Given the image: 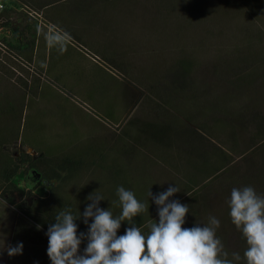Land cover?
Segmentation results:
<instances>
[{
  "label": "rangeland",
  "instance_id": "obj_1",
  "mask_svg": "<svg viewBox=\"0 0 264 264\" xmlns=\"http://www.w3.org/2000/svg\"><path fill=\"white\" fill-rule=\"evenodd\" d=\"M1 2L4 6L8 5L7 0H0ZM216 4L212 7L208 6L206 9L207 13L203 18L206 21L202 23V20L197 19V21L185 23L186 26L178 24L174 18L163 19L161 15L159 17L160 10L150 3L107 7L98 12L94 18L96 24L90 28L86 26L88 24L74 26L75 30L88 28L85 34L86 38H84L85 43L82 46L86 53L101 54L121 67L116 68L115 74L125 83L114 82L108 97L112 98L114 106H116L115 104L121 105L118 107L120 112L125 111L129 101L130 107L133 105L127 114L130 122L125 125L124 132L130 133L138 139L137 141L135 138L134 140L129 139L128 156L132 154V151H134V155L130 156L128 169L124 168L125 165L120 159L119 162L115 161L117 165L106 166L103 162V164L98 163L103 166L91 168L92 170H86L85 166H80L79 174L71 184L70 192L58 193L57 195L60 197H56V200L57 198L71 199L81 211L82 216L87 205L91 203L86 198L94 192L104 198L98 205L101 209L108 208L114 215H119L121 208L116 194L118 186L132 185L135 180L134 184L142 186L140 190H143L152 176L156 184L148 183V187L150 189L157 187L160 190V192H156L157 194L164 192L162 189L167 186L182 184L184 179L174 177L177 175V171L172 170L162 160L160 149H165L163 146L166 141L169 142L170 139H173L175 132L183 130L186 127L185 123L190 129L196 127L195 125L200 124L201 121L224 141L220 144L210 138L211 140L205 143V151L209 155H214L212 152L217 150L225 151L230 156V164L224 171L230 168L236 169L237 183L240 184L241 175L249 171V175H253L254 172L257 173L260 168H263L264 149L261 147L264 142L255 139L250 141L255 130L254 124L250 121L241 131L242 126L239 127L238 123L235 124L237 138L234 146V141H230L228 131L220 125L221 119H223L221 112L216 113L218 110L212 109L209 102L217 99L222 109L232 94L237 95L232 85L238 84V81L235 80H239V77L236 79L237 77H233L232 73L235 72L238 75L241 71L242 74L247 69H250L249 73H251L252 67L254 68L256 65L254 77L241 83L247 84L244 88L246 87L245 90L248 94L245 93L244 97L251 98L249 117L257 115L262 118L261 121H264V19L258 21L252 14L250 16L243 15L240 10L233 11L230 8L218 7ZM17 16V14H13V24L18 25ZM247 19L250 21L252 19L253 25L250 23L246 26L245 23L249 21ZM51 29L53 30V28ZM46 30L50 29L46 27ZM1 36H10V29L0 26ZM248 44H251L249 51L244 49ZM244 55L252 57L254 60L251 62H254L250 63L248 68L240 65L239 68H245L246 71L243 69L236 72L233 66L237 64V61H242L241 58ZM183 57L188 59V63L179 66L180 59ZM246 61L250 62L248 59ZM186 66H188L187 69ZM16 69L19 73L24 74L20 68L16 67ZM10 72L7 67L1 69L0 72V98L2 100L0 106L3 108L0 112V147L5 146L6 149L9 147L7 150L5 149L8 154L18 158L25 150L21 143L26 142L28 128L39 117L31 115L30 103L27 105L24 91L13 89L10 79L8 80ZM241 74L239 75L242 76ZM14 75L16 74L14 73ZM51 75L52 84L46 85L42 93H39L38 106L58 107L55 114L45 118L50 121V126L62 124V137L33 138L30 139L32 144L49 148L52 151L73 147L75 149L72 151H76L78 154H81L82 151L86 153L91 145L96 147L102 145L105 141L86 139L83 138V135H88L87 131H91L94 124L93 118L110 121L106 120L94 108L93 100L82 98V92L75 89L81 86L80 80L76 76L66 74L62 79H58L54 74ZM12 79L15 80L14 76ZM150 85L154 86L153 90H149ZM193 90L198 91L199 94L196 95ZM57 93L61 94L59 99ZM224 96H226V100L223 99ZM159 97L167 101L169 106H163L164 102ZM228 103H225V107ZM159 104L162 105L159 106ZM77 105L86 110L90 116H80ZM235 109L236 112L239 111L238 102L235 103ZM176 111L188 118L198 112L206 114L199 117L195 114V118L191 121L181 122L176 117L177 115L175 116ZM125 120L123 121L125 122ZM121 125L118 128L111 125V130L115 133V130L121 129ZM169 128H172L173 131H168ZM160 141H162L161 144ZM135 142L139 145L138 150L134 147ZM76 144L78 147H74ZM212 155L210 156L213 157ZM125 159L124 162H127V155ZM223 172H219L207 182L202 183L197 190V192H201L200 194H204L200 201L205 203V212L202 213L200 225L204 226L210 216L220 221L216 235L221 239L225 251L231 258L233 252L240 254V231L225 218L227 201L230 198L227 192L239 184L231 185V188H226L227 190L221 189V186L215 183ZM38 177L32 173V169H29L23 171L18 182L26 190L32 189L35 192L34 186ZM254 177L251 182H258L259 179L256 180ZM262 188L257 187L259 193L257 191L256 193L264 196V188ZM180 196L179 192L175 193L169 198V202L180 198ZM191 196L192 194H188L184 200ZM139 197L143 203L149 205L147 213L153 212V219L158 220L157 208L153 211L150 204L147 203L149 199L145 198L149 197L148 192L141 191ZM15 199L19 201L16 194ZM184 200H181V203ZM91 222L89 219L88 223ZM128 227L127 222H121L117 235L119 236L120 232H125ZM0 236L4 238L5 245L23 244L22 251L26 252L25 255L19 254V257H23L26 264H30L27 262L32 259L31 255H35L38 248L43 252L42 258L47 257L46 232L40 228L38 230L33 222L1 197ZM0 247H2V243H0ZM78 254L82 255L83 252L78 251ZM14 259V256H8L6 251H0V264H16L18 261ZM47 263L51 264V261Z\"/></svg>",
  "mask_w": 264,
  "mask_h": 264
},
{
  "label": "trees",
  "instance_id": "obj_2",
  "mask_svg": "<svg viewBox=\"0 0 264 264\" xmlns=\"http://www.w3.org/2000/svg\"><path fill=\"white\" fill-rule=\"evenodd\" d=\"M8 5L4 6L2 3V8L0 9V26L10 29V36H1L0 41L7 47L6 50H3L8 54L15 53H23L24 51L31 52L34 50L37 38H38V30L41 24H45L51 26L55 30L60 31V33L66 35L67 37L73 38L75 42L83 41L82 39L86 37V31L88 28L95 23V16L98 14L101 9H105L107 7H115V6H132L143 3H150L154 7H158L159 17L167 19L174 18L178 24L186 26L185 23H190L193 21H197L199 19L204 20V16L206 15V9L208 6L212 7L216 4L218 7H226L230 8L233 11H242L243 15L250 16L252 14L256 20L264 19V0H7ZM21 10H18V9ZM26 10V12H25ZM228 10V9H227ZM23 11V12H22ZM27 12H31L28 14ZM13 14H17V20L19 24H13ZM253 18V17H252ZM184 19V20H183ZM254 19V18H253ZM245 23L246 26L252 24V19H247ZM182 22V23H181ZM184 23V24H183ZM86 25L88 28L75 30L74 26L76 25ZM261 32V31H260ZM251 44H248V48H250ZM2 50H0V53ZM251 54V53H250ZM242 61H237V64L233 66V69L237 72L240 70L246 71V67H249L251 60H254L252 57L248 55H244ZM248 59L250 62L246 61ZM238 60V59H237ZM187 58L180 59L179 66L184 65L187 62ZM261 64V63H260ZM187 65V64H186ZM240 65H243L245 68H239ZM188 66L185 68L187 69ZM254 69H256V65L250 72V69H247L246 72H239L237 75L235 72L232 73L233 77H237L235 80L238 81V84L232 87L234 88V92L237 95L232 94L227 106L225 107V103L223 108H220L218 104V100H211L209 105L212 109L218 110L217 112H221L223 119H221V127L228 131V135L230 136V141H234L237 138L235 132V124L238 123L240 129L243 130L245 124L251 123L254 124L255 127L254 133L252 134L250 141L259 140L260 142H264V121H261L257 115L253 117H249L250 113V104L251 98L249 96L244 97L245 93L248 94L244 88L245 85L241 82H247L248 79L254 77ZM247 73L248 76H247ZM233 83V82H232ZM149 90H153L154 86L150 85ZM196 95H198V91L193 90ZM210 91L216 93L215 91ZM184 94V92H183ZM224 95V94H223ZM157 97V96H156ZM226 96L223 97L224 100ZM160 98V97H159ZM161 99V98H160ZM163 100V99H161ZM163 106H169L168 102L163 100ZM161 102V103H162ZM239 103V111L236 112L235 103ZM162 104H159V106ZM198 115H204L205 112L195 113ZM193 115L191 118L185 117L176 111L175 116L181 122L191 121V119L195 118L196 115ZM183 116L187 118H179V116ZM253 115V114H252ZM211 116V115H209ZM261 121V122H260ZM185 128L183 130L175 132V136L173 139H170L169 142L166 141L163 146L165 149H160V153L162 154V160L169 165V167L173 170L175 169L177 175L174 177L176 179L182 178L184 181L180 185L176 186L181 194L180 198H176L181 203V200H184L188 196V194H192L191 198L184 200L181 204H187L189 206V212L185 216V224L182 227L190 228L196 226V224L200 225V220L203 212H205V203L201 200L202 195L201 192H197L199 186L202 183L207 182L211 177L219 174V172H223L224 169L229 166V158L230 156L226 154L223 150H217L212 152L214 155L211 157L207 151H205V143L206 141L213 139L217 143H224V141L216 136V134L212 131L210 127H206L203 123L196 124V127L188 129L187 124L185 123ZM224 130V131H225ZM168 131H173L172 128H169ZM147 132V131H145ZM163 134V133H162ZM211 138V139H210ZM214 142V143H215ZM162 141H160V144ZM9 148V147H8ZM7 148V149H8ZM264 149V144L261 147ZM6 147H0V197L9 205L18 210L24 217L33 222L36 226L39 225V228L45 232H47L50 224L55 222L56 215L65 209H70L74 216H78L81 211L77 207L73 201L64 200V199H55L56 197H60L57 195L58 193H67L70 192L71 184L75 181V177L79 174L80 166L74 164L73 162L64 161L65 158H37L31 159L27 154H20L21 156L16 158L5 150ZM233 150V149H232ZM235 151V150H233ZM236 152V151H235ZM264 153V152H263ZM160 157V156H159ZM173 161L177 162L174 163ZM29 169L34 170V174L40 176V179L36 180L34 190H26L22 186L19 185L18 178L23 175V171H28ZM247 172V171H245ZM250 171L246 174L241 175L240 184L237 183V172L236 169H229L222 173L219 176L217 185L221 186V189L229 187L231 185L235 188H242L245 186H251L255 191L258 192L257 187L264 188V159H263V168L259 169L253 173V175H249ZM255 174V177H254ZM173 177V176H172ZM256 180L259 179L258 182H251L252 178ZM150 180H154V178H150ZM148 181L145 184L144 192H151L156 195V192H160L157 187L150 189L148 187V183H152V181ZM132 185H124L126 190H130L135 194V197L142 202L140 199V193L143 190H140L142 186L138 184ZM141 182V181H140ZM255 185L257 187H254ZM119 187V186H118ZM262 188V189H263ZM168 186L163 191H166ZM233 189V188H232ZM224 190V191H225ZM227 193H231L229 190ZM259 193V192H258ZM15 194L18 195L19 201L15 199ZM148 198V204L150 207L155 210L157 206L153 202L151 197ZM143 203V202H142ZM229 207L227 206L225 212V218L231 222L229 216ZM153 212L147 213V210L140 213L137 217L133 218V223H135L138 227L144 232H147L148 229L145 225L153 219ZM154 220V219H153ZM158 222V220H156ZM187 221V222H186ZM77 224V235L80 233H87L88 225L83 222V216H80L79 219L75 221ZM204 223V222H203ZM90 224V223H88ZM207 224L206 221L204 225ZM131 225H129L130 227ZM202 226V225H201ZM124 232H120V235H123ZM47 242H48V237ZM87 240H83L79 246V250L84 252L86 247ZM247 244L245 239L243 238L240 232V243H239V251L241 256V261L238 264H246L243 253L246 250ZM25 255V250L22 251ZM43 252L40 248H38L35 252V255H31V260H28L27 263L30 264H48L50 262L48 256L43 259ZM19 255H15L16 264H26L22 258H18ZM35 258V259H34ZM230 258V257H229ZM14 259V260H15ZM34 259V261H33ZM11 262V261H10Z\"/></svg>",
  "mask_w": 264,
  "mask_h": 264
},
{
  "label": "clouds",
  "instance_id": "obj_3",
  "mask_svg": "<svg viewBox=\"0 0 264 264\" xmlns=\"http://www.w3.org/2000/svg\"><path fill=\"white\" fill-rule=\"evenodd\" d=\"M49 39L59 41L61 37ZM179 191L176 186H169L154 196L148 192L157 206L158 222L150 220L145 225L147 232L133 223V218L148 211L149 205L140 202L132 191L117 187L119 215L98 206L103 196L89 194L86 199L91 203L82 213L83 222L88 225L87 233L77 235L75 221L81 214L74 216L70 209L60 211L55 222L49 225L47 256L51 264H238L240 254L233 252L229 258L216 235L220 226L217 218L210 216L204 226L182 227L189 206L178 200L169 202ZM227 203L231 222L247 244L243 253L246 264H264V196L258 195L251 186L233 188ZM121 222L131 226L118 236ZM85 239L84 252L78 254ZM0 243V251H6L8 256L22 254V243L5 245L2 236Z\"/></svg>",
  "mask_w": 264,
  "mask_h": 264
},
{
  "label": "crops",
  "instance_id": "obj_4",
  "mask_svg": "<svg viewBox=\"0 0 264 264\" xmlns=\"http://www.w3.org/2000/svg\"><path fill=\"white\" fill-rule=\"evenodd\" d=\"M95 24L96 23L93 25ZM46 27L50 30L47 31ZM51 28V26L45 24L39 26L37 42L34 50L31 52L24 51L23 53L8 54L5 53L6 51H2L0 53V72L1 69H6V67L11 71L8 80L10 79L13 89L16 91H24L27 105L30 103L31 115L39 117V119L32 122L30 128H28L26 132V142L21 143L25 149L23 153L29 155L33 160L37 158H65L64 161L73 162L79 166H85L86 170L103 166L98 164H103V162H105L106 166L117 165L115 161L119 162L120 159L122 164L125 165L124 168L128 169L130 166V156L133 157L134 155V151H132V154L128 156L130 149L129 139L134 140L135 137L130 133L124 132V128L125 125L130 122L127 118V114L133 105L130 107L129 101V105L126 107L125 111L120 112L118 107H121V105L118 106V104H115L116 106H114V101L112 98L108 97L113 89L114 82L125 83L115 74L117 72L116 68L121 67H119L118 63L115 64L110 58L104 57L101 54L86 53L82 49V46H84L83 43H85L84 38L86 37L82 39L83 41L75 42L73 38L67 37L60 33V31L54 28L52 30ZM52 36H60L61 39L59 41L50 40L49 38ZM16 67L20 68L24 74L19 73ZM14 73L16 75H14ZM51 74H54L58 79H62L66 74L76 76L77 79L80 80L81 86L75 89L82 92V98L93 100L92 105L94 108H96L99 114L103 115L106 120L110 121L107 122L93 118L95 125L93 124L91 131H87L88 133L86 134L88 135H83V138L86 139L91 138L102 140L103 142L105 141L102 145L97 147L91 145L86 153L82 151L81 154H78V152L72 151L75 149L73 147L65 150L52 151L49 148L32 144L30 139L33 138L62 137V124L50 126V121L45 118L46 116L55 114L58 107L38 106V101L40 100L39 93H42L46 85L52 84ZM13 76L15 80L12 79ZM57 97L59 99L61 94L57 93ZM0 101H2L1 98ZM59 103L62 104L61 102ZM76 107L80 112V116H90L81 106L77 105ZM2 110L3 108L0 106V112ZM77 118L79 119V117ZM124 119H126V123L123 121ZM120 124H122L121 129L115 130L116 132L114 133L111 127L114 126L118 128ZM38 127H40V129H38ZM142 132H144V130H142ZM145 134H147V132H145ZM135 139L137 141L138 138ZM74 147H78V144ZM134 147L138 150L139 145L135 142ZM153 153L154 150L152 154ZM126 155L128 160L124 162V160H126ZM121 169L123 168L121 167ZM150 181L155 183L153 180Z\"/></svg>",
  "mask_w": 264,
  "mask_h": 264
},
{
  "label": "built area",
  "instance_id": "obj_5",
  "mask_svg": "<svg viewBox=\"0 0 264 264\" xmlns=\"http://www.w3.org/2000/svg\"><path fill=\"white\" fill-rule=\"evenodd\" d=\"M2 3H0V9L2 8ZM25 12H26V10H25ZM28 14H31L32 15V13L31 12H27ZM6 46L3 44V42L2 41H0V50H6Z\"/></svg>",
  "mask_w": 264,
  "mask_h": 264
},
{
  "label": "flooded vegetation",
  "instance_id": "obj_6",
  "mask_svg": "<svg viewBox=\"0 0 264 264\" xmlns=\"http://www.w3.org/2000/svg\"><path fill=\"white\" fill-rule=\"evenodd\" d=\"M32 173H34V170H32ZM37 176H39V175H37ZM38 178L40 179V176Z\"/></svg>",
  "mask_w": 264,
  "mask_h": 264
}]
</instances>
